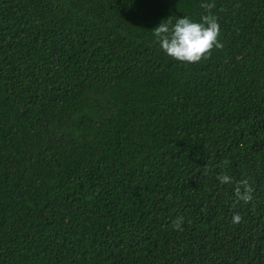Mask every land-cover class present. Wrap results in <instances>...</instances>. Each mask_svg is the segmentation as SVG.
<instances>
[{"label":"trees","instance_id":"16d2710c","mask_svg":"<svg viewBox=\"0 0 264 264\" xmlns=\"http://www.w3.org/2000/svg\"><path fill=\"white\" fill-rule=\"evenodd\" d=\"M0 264H264V0H0Z\"/></svg>","mask_w":264,"mask_h":264},{"label":"clouds","instance_id":"9594fccd","mask_svg":"<svg viewBox=\"0 0 264 264\" xmlns=\"http://www.w3.org/2000/svg\"><path fill=\"white\" fill-rule=\"evenodd\" d=\"M200 6L206 9V14L198 22L183 16L173 23L169 17L153 29L159 47L175 61L184 64L199 63L211 59L215 50L224 48L220 39L219 18L212 13L215 3H202ZM217 179L221 184H228L233 180L227 174H220ZM234 191L237 202L250 203L253 200L254 188L247 179L239 181ZM241 221L239 213L233 216V223L239 224ZM183 223V217H179L173 221V226L177 231H183Z\"/></svg>","mask_w":264,"mask_h":264}]
</instances>
